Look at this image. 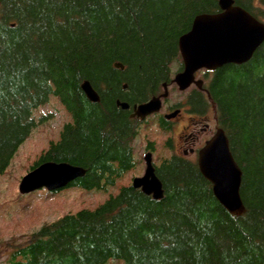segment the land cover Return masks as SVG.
Here are the masks:
<instances>
[{
  "label": "trees",
  "instance_id": "1",
  "mask_svg": "<svg viewBox=\"0 0 264 264\" xmlns=\"http://www.w3.org/2000/svg\"><path fill=\"white\" fill-rule=\"evenodd\" d=\"M233 1L264 18V0ZM218 3L0 0V175L36 128V110L56 98L71 120L30 170L68 163L85 174L63 190L115 187L135 167L141 124L117 102L131 109L161 96L183 68L179 38L195 17L219 13ZM84 82L98 102L86 98ZM203 90L188 104L203 114L213 106L242 173L244 215L220 205L196 160L173 153L154 166L161 199L119 187L95 209L41 226L5 264H264V42L246 63L213 71ZM150 119L171 131L162 115Z\"/></svg>",
  "mask_w": 264,
  "mask_h": 264
},
{
  "label": "water",
  "instance_id": "2",
  "mask_svg": "<svg viewBox=\"0 0 264 264\" xmlns=\"http://www.w3.org/2000/svg\"><path fill=\"white\" fill-rule=\"evenodd\" d=\"M220 12L202 14L195 17L191 29L178 40L183 71L178 73L173 83L180 91L191 85L202 89L203 81L195 80V73L205 69L215 71L225 65H240L251 59L255 51L264 42V23L258 21L244 9L234 5L233 0H218ZM116 68L122 69L120 64ZM160 97L133 106L132 117L141 120L161 110L162 99L168 97L166 85ZM86 98L93 103L99 97L88 82L81 85ZM122 110H128L129 104L117 102ZM179 111L167 114L165 119L174 118ZM143 176L132 180L131 186L141 190L147 196L158 200L163 196L162 184L152 164L151 153L144 156ZM197 165L201 175L212 185L215 199L233 216L244 215L245 208L240 197L242 173L229 150L224 131L218 128L215 134L205 142L197 153ZM82 168L68 163L46 162L40 164L21 178L18 191L28 195L46 189L57 191L71 181L84 176Z\"/></svg>",
  "mask_w": 264,
  "mask_h": 264
},
{
  "label": "rangeland",
  "instance_id": "3",
  "mask_svg": "<svg viewBox=\"0 0 264 264\" xmlns=\"http://www.w3.org/2000/svg\"><path fill=\"white\" fill-rule=\"evenodd\" d=\"M255 4L263 7L258 0H255ZM262 21L264 22V18ZM210 77V73H207L206 76L204 73L197 75V78L202 79L204 83ZM170 86L168 88V101L173 103L175 107L187 104L186 101H189L192 90L187 89L181 92ZM208 108L204 115L209 120L210 130L206 134H200V141L195 146L196 149L203 145V142L208 140L216 130L214 108L213 106ZM191 111L193 112L192 108ZM163 113H165L164 107L160 111V114ZM34 115L38 121L36 128L20 146L5 172L0 175V264H5L14 251V247L24 244L30 235L44 224L52 223L64 215L73 214L80 210H93L102 204L109 195H115L119 187L131 185L134 178L143 176L145 171L143 158L148 152L152 153V162L155 166L173 153L182 156L183 149L189 148L182 145V141L179 139L181 125H185V122L180 118L175 119L170 132L161 130L158 119H150L147 120L148 122H141L138 126V136L133 145L135 167L126 173L115 187H110L107 192H85L68 188L52 194L40 190L30 195H22L18 191L21 178L39 160L50 142L58 140L63 125L71 120L69 114L56 98H51L45 105L40 106ZM168 140L171 149L166 146ZM149 144L153 147L152 151L146 150ZM186 158L195 161L196 154L188 155ZM107 264L120 263L109 261Z\"/></svg>",
  "mask_w": 264,
  "mask_h": 264
},
{
  "label": "flooded vegetation",
  "instance_id": "4",
  "mask_svg": "<svg viewBox=\"0 0 264 264\" xmlns=\"http://www.w3.org/2000/svg\"><path fill=\"white\" fill-rule=\"evenodd\" d=\"M260 21H262V19ZM182 71H183V68L179 72H182ZM179 72H177V73H179ZM198 73H204V75L206 76L207 73L212 74V71L206 72V70H204V69L197 71L194 75L195 80H200L197 78ZM170 85H171L170 87H172V88L173 87L177 88V86L172 82V80H171ZM189 89L192 90V92H193V91H195V89H197V87L195 85H192L190 88H188V90ZM186 103H187V104H185L186 106L185 105L182 106V104H181V105H177V107H175V106H173V103H170L168 101V97L166 99L162 100V105H163L162 107H164V109H165V113H163L162 115L168 114V113L173 112L175 110L179 111L174 118H172L170 120H166L167 126L172 128V124L175 122V119L178 120L179 118L183 122H185V125H181V136L179 137V139H181V141H182V145L189 147L188 149H183L182 156H184V157H186L188 155H192V154H197L199 148H201L204 145V144L201 145L198 149H196V147H195L200 141V134H206L210 130V123H209L207 116H205L202 112L200 113L199 111L198 112H192L191 107L188 104V100L186 101ZM128 110L130 111V113H129L130 117L133 118L135 121H138L139 123L146 122L149 118H151L153 116V115H150V116L146 117L145 120H140L137 117H134V116L132 117L133 106L131 107V109L129 108ZM158 114L161 115L160 113H158ZM183 115H185V116L182 119ZM215 121H216V129H217L218 124H217L216 118H215ZM213 135H211V137ZM205 142L206 141H204L203 143H205ZM146 149H148V147Z\"/></svg>",
  "mask_w": 264,
  "mask_h": 264
},
{
  "label": "bare ground",
  "instance_id": "5",
  "mask_svg": "<svg viewBox=\"0 0 264 264\" xmlns=\"http://www.w3.org/2000/svg\"><path fill=\"white\" fill-rule=\"evenodd\" d=\"M44 163H46V162H44ZM43 164V163H42Z\"/></svg>",
  "mask_w": 264,
  "mask_h": 264
}]
</instances>
